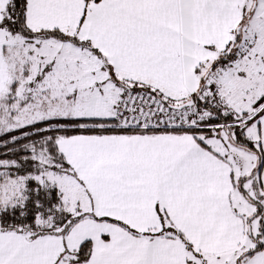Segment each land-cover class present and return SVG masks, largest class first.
<instances>
[{
  "label": "snow or ice",
  "instance_id": "snow-or-ice-1",
  "mask_svg": "<svg viewBox=\"0 0 264 264\" xmlns=\"http://www.w3.org/2000/svg\"><path fill=\"white\" fill-rule=\"evenodd\" d=\"M0 264H264V0H0Z\"/></svg>",
  "mask_w": 264,
  "mask_h": 264
}]
</instances>
